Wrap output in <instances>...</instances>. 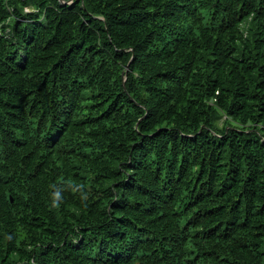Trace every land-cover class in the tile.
Masks as SVG:
<instances>
[{"label": "trees", "instance_id": "16d2710c", "mask_svg": "<svg viewBox=\"0 0 264 264\" xmlns=\"http://www.w3.org/2000/svg\"><path fill=\"white\" fill-rule=\"evenodd\" d=\"M0 264H264V0H0Z\"/></svg>", "mask_w": 264, "mask_h": 264}]
</instances>
